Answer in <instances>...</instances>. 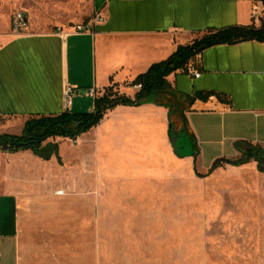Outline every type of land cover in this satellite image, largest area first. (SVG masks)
Here are the masks:
<instances>
[{"label": "crops", "instance_id": "obj_1", "mask_svg": "<svg viewBox=\"0 0 264 264\" xmlns=\"http://www.w3.org/2000/svg\"><path fill=\"white\" fill-rule=\"evenodd\" d=\"M255 6L263 19L262 0H93L87 23L95 15L103 21L66 36L77 25L17 35L10 21L0 34V135H20L31 116L65 112L64 85L77 101L94 102L113 86L134 98L139 89L129 85L197 33L260 28ZM193 65L200 78L178 72L168 82L196 138V158L189 149L176 154L177 146L187 151L181 118L172 135L170 109L152 103L119 106L76 141L49 140L58 145L49 159L0 151V264L153 263L154 222L187 204L188 175L207 178L217 161L242 159L247 145L264 151V42L214 46ZM63 143L71 145L67 156ZM258 166L226 164L211 174L264 176Z\"/></svg>", "mask_w": 264, "mask_h": 264}, {"label": "rangeland", "instance_id": "obj_2", "mask_svg": "<svg viewBox=\"0 0 264 264\" xmlns=\"http://www.w3.org/2000/svg\"><path fill=\"white\" fill-rule=\"evenodd\" d=\"M17 12L28 20L24 33L85 24L90 14L82 0H0V34ZM74 102V112L93 111L91 99ZM70 149L61 146L66 156ZM187 197L154 222L150 264H264V176L228 168L204 179L188 175Z\"/></svg>", "mask_w": 264, "mask_h": 264}, {"label": "trees", "instance_id": "obj_3", "mask_svg": "<svg viewBox=\"0 0 264 264\" xmlns=\"http://www.w3.org/2000/svg\"><path fill=\"white\" fill-rule=\"evenodd\" d=\"M264 5V0H262ZM249 41L264 42V18L261 27L237 26L225 29H208L197 33L190 43L181 45L177 51L167 60L152 65L147 72L139 75L129 86H141L134 98L122 95L116 88L110 87L104 95L94 100V111L90 113L63 112L51 116H31L26 121L20 135H0V151L5 153H17L32 151L35 155L49 159L58 150V145L48 143L49 140L63 139L76 141L82 135L97 127L108 112L119 106L140 107L152 103L157 106H165L170 109L171 133L175 134L176 119L179 116L182 121V133L187 138L185 149L192 150L191 155L197 157L199 148L196 138L189 132L187 119L184 116L178 93L168 82V77L178 72L185 73L189 65H193L196 59L207 49L218 45H235ZM211 93L205 96L199 94L198 98L208 99ZM47 143V144H46ZM46 144V145H45ZM180 146L175 148L179 157H185V151H180ZM184 149V148H183ZM255 160L259 164V170L264 173V151L251 145L245 146L243 158L238 161H217L209 174L224 165L241 166ZM208 174V175H209ZM204 177V176H202Z\"/></svg>", "mask_w": 264, "mask_h": 264}, {"label": "built area", "instance_id": "obj_4", "mask_svg": "<svg viewBox=\"0 0 264 264\" xmlns=\"http://www.w3.org/2000/svg\"><path fill=\"white\" fill-rule=\"evenodd\" d=\"M82 2L86 4H90L93 2V0H82ZM262 16H263V11L262 10L260 11V9L257 6L253 7L252 20L254 21V23L259 22L262 19ZM102 21H103V18L100 15H95L91 18V22L86 23V24L77 25L69 33H66L64 35L65 36L66 35H81V34L91 32L93 25H95L96 23H100ZM27 27H28V20L25 14L22 12L15 13L11 19L12 31L15 34L19 35V34L24 33L27 30ZM186 74L194 79H198L201 77V73L194 65L188 66L186 70ZM135 88L140 89L141 86H136ZM76 94H77V91L74 87L70 85H64L62 97H63V108L65 112L70 111L71 108L73 107ZM89 96L96 97L95 90H90ZM58 194L62 195L63 191L58 192Z\"/></svg>", "mask_w": 264, "mask_h": 264}, {"label": "water", "instance_id": "obj_5", "mask_svg": "<svg viewBox=\"0 0 264 264\" xmlns=\"http://www.w3.org/2000/svg\"><path fill=\"white\" fill-rule=\"evenodd\" d=\"M173 143H174V144H177V139L173 140Z\"/></svg>", "mask_w": 264, "mask_h": 264}]
</instances>
